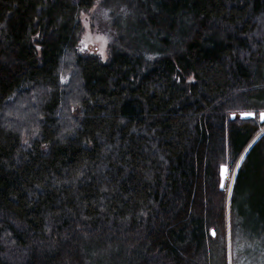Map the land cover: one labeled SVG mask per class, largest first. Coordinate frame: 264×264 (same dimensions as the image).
Returning <instances> with one entry per match:
<instances>
[{"label":"trees","instance_id":"obj_1","mask_svg":"<svg viewBox=\"0 0 264 264\" xmlns=\"http://www.w3.org/2000/svg\"><path fill=\"white\" fill-rule=\"evenodd\" d=\"M97 2L0 0V264H264V0Z\"/></svg>","mask_w":264,"mask_h":264},{"label":"rangeland","instance_id":"obj_2","mask_svg":"<svg viewBox=\"0 0 264 264\" xmlns=\"http://www.w3.org/2000/svg\"><path fill=\"white\" fill-rule=\"evenodd\" d=\"M100 1L98 0L93 9L88 13L81 15L83 35L79 44V51L81 53H94L103 61H106L109 56L108 46L113 36V20L110 19L109 11L105 12L100 7Z\"/></svg>","mask_w":264,"mask_h":264},{"label":"water","instance_id":"obj_3","mask_svg":"<svg viewBox=\"0 0 264 264\" xmlns=\"http://www.w3.org/2000/svg\"><path fill=\"white\" fill-rule=\"evenodd\" d=\"M262 114H264V111L259 112V122L261 124H264V117H262ZM255 118H256V112L255 111H243V112H239V113H233L230 116L231 120L239 119L242 121L254 120ZM227 178H228V169L226 166H222L221 172H220V189L221 190H224ZM211 233L213 236V230L211 231Z\"/></svg>","mask_w":264,"mask_h":264},{"label":"snow or ice","instance_id":"obj_4","mask_svg":"<svg viewBox=\"0 0 264 264\" xmlns=\"http://www.w3.org/2000/svg\"><path fill=\"white\" fill-rule=\"evenodd\" d=\"M262 117H264V114H262ZM226 171V170H225ZM213 236H215V232L213 231Z\"/></svg>","mask_w":264,"mask_h":264}]
</instances>
